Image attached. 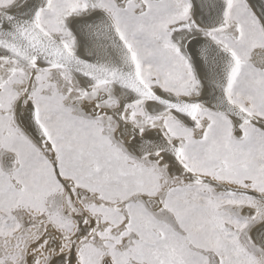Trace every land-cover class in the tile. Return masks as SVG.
<instances>
[{"label": "snow or ice", "instance_id": "1", "mask_svg": "<svg viewBox=\"0 0 264 264\" xmlns=\"http://www.w3.org/2000/svg\"><path fill=\"white\" fill-rule=\"evenodd\" d=\"M0 264H264V0H0Z\"/></svg>", "mask_w": 264, "mask_h": 264}]
</instances>
